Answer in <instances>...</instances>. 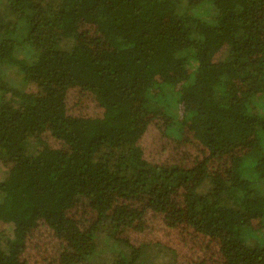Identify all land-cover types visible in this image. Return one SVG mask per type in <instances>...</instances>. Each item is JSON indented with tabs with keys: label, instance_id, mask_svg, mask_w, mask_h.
<instances>
[{
	"label": "trees",
	"instance_id": "16d2710c",
	"mask_svg": "<svg viewBox=\"0 0 264 264\" xmlns=\"http://www.w3.org/2000/svg\"><path fill=\"white\" fill-rule=\"evenodd\" d=\"M264 264V0H0V264Z\"/></svg>",
	"mask_w": 264,
	"mask_h": 264
},
{
	"label": "rangeland",
	"instance_id": "374dc122",
	"mask_svg": "<svg viewBox=\"0 0 264 264\" xmlns=\"http://www.w3.org/2000/svg\"><path fill=\"white\" fill-rule=\"evenodd\" d=\"M112 245L113 244L108 243L106 239L101 237L98 253L95 254L96 256L93 259L89 260L85 264H111V253L115 248ZM147 255L150 258L145 262V264H166V261L169 260L168 255L160 253V251L150 250Z\"/></svg>",
	"mask_w": 264,
	"mask_h": 264
}]
</instances>
